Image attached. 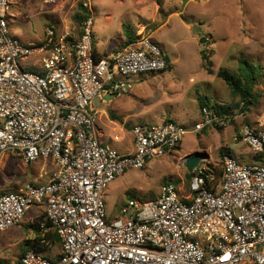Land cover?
I'll return each mask as SVG.
<instances>
[{
  "label": "built area",
  "instance_id": "built-area-1",
  "mask_svg": "<svg viewBox=\"0 0 264 264\" xmlns=\"http://www.w3.org/2000/svg\"><path fill=\"white\" fill-rule=\"evenodd\" d=\"M12 3L0 0V163L42 160L55 170L43 184L29 182L0 195V232L19 226L32 206H43L61 244L55 261L29 250L19 264H264V111L239 133L260 161L224 155L222 178L212 191L214 178L199 163L186 195L163 183L157 199L129 200L111 216L103 192L117 177L164 157L185 135L222 127L242 113L218 115L203 107L189 129L172 121L135 125L134 151L121 154L98 140L94 101L107 88L116 96L130 91L131 77L164 72L160 48L140 37L97 57L90 18L77 32L48 28L42 44L29 46L9 35L5 17ZM38 55L39 72L21 67Z\"/></svg>",
  "mask_w": 264,
  "mask_h": 264
},
{
  "label": "rangeland",
  "instance_id": "rangeland-1",
  "mask_svg": "<svg viewBox=\"0 0 264 264\" xmlns=\"http://www.w3.org/2000/svg\"><path fill=\"white\" fill-rule=\"evenodd\" d=\"M83 3L88 5L92 43L98 51L122 47L128 36L137 38L144 30L147 34L153 33L152 40L170 62L167 72L147 78L146 89L141 92H125L115 96L108 105L95 99L96 110L113 109L121 118L115 127H106L103 119L99 120L106 135L125 140L128 133L121 131L120 123L127 131L134 123L152 126L165 119L189 129L199 120V102L231 107L237 103L225 83L216 77L218 69L238 73L239 62L246 60L256 77L252 85L258 101L246 110L244 120L234 119L221 128L213 126L197 135L187 134L164 157L150 161L143 169L127 170L103 192L108 214L117 216L129 200L145 203L157 199L163 183L179 187L181 195H186L188 167L184 158L187 154L200 152L206 156L199 168L204 162L207 168L222 169L227 152H237L239 157L236 154L233 157L238 162L252 163L249 162L252 154L238 134L244 124L255 126L253 120L264 111V0H191L183 10L177 0H60L53 5L39 0H13L5 17L9 35L36 46L45 41L48 28L57 33L77 32L79 27L72 17ZM173 5L182 10V17L177 19L178 23L172 19L161 29L169 17L165 12L174 11ZM202 39L206 41L203 43ZM41 58L42 55L31 56L20 65L36 73L40 70ZM204 64L212 70L211 74ZM53 169L52 162L37 160L25 166L18 159L4 158L0 163V195L13 193L14 188L31 182L33 173L36 178L45 179V174L49 176ZM42 212L43 206L34 205L19 226L0 232V264L16 263L22 246L35 238L30 226ZM56 254L57 249L47 257Z\"/></svg>",
  "mask_w": 264,
  "mask_h": 264
},
{
  "label": "trees",
  "instance_id": "trees-1",
  "mask_svg": "<svg viewBox=\"0 0 264 264\" xmlns=\"http://www.w3.org/2000/svg\"><path fill=\"white\" fill-rule=\"evenodd\" d=\"M78 9V12L73 15L72 19L74 23L79 27L85 20L89 18V12L87 8L83 7L82 4L78 5ZM127 39L128 40L123 45L124 47L131 44L133 41H135L136 38L130 35ZM202 59L205 60V57L202 56ZM166 62L168 65V59H166ZM239 63L240 69L238 73H231L227 69H219L216 73V76L225 83L230 91L231 96L233 98H237V103L234 104L233 107L239 109L240 112H245L249 107L255 106L258 101V95H255L253 93L252 85V83L256 81V77L253 73V67L246 60H243ZM204 67H206V70L209 71V73H212V70H210L208 66H205L204 64ZM241 104L243 105L242 107H240ZM199 106L200 108H212L218 115H233L234 110V108L231 106H223L217 103L209 104L207 102H199ZM247 125L251 126L250 123H247ZM251 161H260V156L252 154ZM192 172L193 170L188 168V173L185 176V179L188 183L185 187L186 191L188 190ZM205 174L212 175L214 178L208 186V188L212 191V189L216 188L222 178V169L209 166L205 171ZM42 222L45 223L43 229L40 228V223ZM30 228L32 230V233L35 234V238L33 240L27 241L24 246H22L15 264H19L22 256H24L25 253L29 250H34L38 253L43 254L45 253V255L48 256L50 252L52 253L55 249H57V254L49 257L53 261L57 260L61 255L60 239L57 233L52 229L51 225L46 221L45 215L42 214L41 216H39V218L31 224Z\"/></svg>",
  "mask_w": 264,
  "mask_h": 264
},
{
  "label": "crops",
  "instance_id": "crops-1",
  "mask_svg": "<svg viewBox=\"0 0 264 264\" xmlns=\"http://www.w3.org/2000/svg\"><path fill=\"white\" fill-rule=\"evenodd\" d=\"M191 0H177V2H178V4H180V6H181V8H182V10H183V8H185V6L190 2ZM206 0H197V2H205ZM174 4V3H173ZM172 8H175V9H173L174 11H172V12H165L166 14H167V16H169L168 17V19H167V21H166V24L165 25H163L162 27H161V29L163 28V27H165V26H167L169 23H170V21L172 20V19H175L176 21H177V19L179 18V17H182V10L181 11H179L178 10V7H175V5H173L172 6ZM169 13V14H168ZM177 23H178V21H177ZM180 24V23H179ZM181 26H183V25H185V24H183V23H181L180 24ZM186 27V26H185ZM187 29H188V26L186 27ZM151 36H153V33L152 34H147V33H145V31L143 30L141 33H139L138 34V36H137V38L136 39H138V38H140V37H145V38H148L152 43H154L155 45H157L158 46V44L154 41V40H152V38H151ZM196 37H198V35H196ZM212 37H213V35H212ZM195 38V37H194ZM135 39V40H136ZM205 40V39H204ZM206 41V40H205ZM204 41V42H205ZM124 47V46H123ZM123 47H119V48H114L113 50H110V51H98L96 48H94V53H95V55L97 56V57H101V56H104V55H106V54H108V53H110V52H114V51H117V50H120L121 48H123ZM159 47V46H158ZM161 50V49H160ZM161 52H162V54H163V56L165 57V59H168V61H169V58L163 53V51L161 50ZM169 68H170V62L168 63V67H167V69L164 71V72H162V74L163 73H165V72H167V70H169ZM219 70V69H218ZM159 74H161V73H159ZM159 74H148V75H141V76H137V77H131V78H129V82H130V84H131V89H130V91H127V92H135V91H139V92H141L143 89H144V87L146 86V84H144V82H146L147 83V78L148 77H151V78H154L155 76H157V75H159ZM209 74H211V73H209ZM217 77V76H216ZM219 79V78H218ZM157 81V80H156ZM145 89H146V87H145ZM123 95V94H122ZM116 95L113 93V92H111L108 88L105 90V92H103L102 94H101V97L100 98H97V99H100V102L102 103V104H104V105H108V104H111V102L113 101V98L115 97ZM236 112H238V109L236 108V109H234L233 110V115L236 113ZM242 113V115L239 113L238 114V116L236 115V118L235 119H241V121L242 120H244L247 116H246V111L245 112H241ZM97 114H98V118H97V121H96V134H97V138H98V140L100 141V143L101 144H103V145H105V144H107L106 146H110V147H112V148H114L115 150H117L119 153H121V154H130V153H132L133 151H134V149H133V146H134V141H133V136H132V134H131V128L133 127V126H135V125H144L143 123H139V124H131V126H129V128L127 129V131H125V130H123V129H125L126 127H124L123 128V123H120L121 124V131H123V132H127L128 133V139H123V137H119V136H114V135H111V134H105V132H104V130H103V128L100 126V124H99V120L102 118L103 119V121L105 122V124H106V127L107 126H118V120H120L121 118H120V116H118L117 115V113L113 110V109H110L109 111L107 110V111H105V110H97ZM199 114V113H198ZM258 117V116H257ZM258 119V118H257ZM257 119L255 118V120H253L254 122L253 123H255L256 124V121H257ZM168 121H170L169 119H165L164 121H162V122H168ZM161 122V123H162ZM160 123V124H161ZM244 125H246V124H244ZM252 125V124H251ZM243 126V125H242ZM114 129L112 128V131H113ZM238 136H239V134H238ZM122 141V142H121ZM125 142V143H124ZM245 145V144H244ZM129 146H130V148H129ZM190 154H193V153H190ZM190 154H187L186 156H188V155H190ZM227 154H229V155H231V156H233V154H236L238 157H239V155L237 154V152H235V153H232V152H227ZM185 156V157H186ZM249 162H254V161H249ZM55 166V165H54ZM54 170V169H53ZM53 170H51V172H50V174H49V176L48 175H46L45 174V179L44 178H42V176H41V178H40V176H39V178L37 177L36 178V174L34 175V173H33V178H32V180H30L31 182H35V181H39V182H35V183H40V184H43V183H45V182H47L48 181V179H49V177H50V175H51V173H52V171ZM48 176V177H47ZM39 179V180H38ZM29 183V182H28ZM25 184H23L22 186H20L19 188H21V187H23ZM19 188H14L15 189V191L16 190H18ZM42 214H44L43 212H42Z\"/></svg>",
  "mask_w": 264,
  "mask_h": 264
},
{
  "label": "water",
  "instance_id": "water-1",
  "mask_svg": "<svg viewBox=\"0 0 264 264\" xmlns=\"http://www.w3.org/2000/svg\"><path fill=\"white\" fill-rule=\"evenodd\" d=\"M204 39H202L201 42L204 43ZM206 156H204V154L200 153V152H195L193 154H190L188 156H186V159H185V165L193 170L195 169L198 164L202 161L203 158H205Z\"/></svg>",
  "mask_w": 264,
  "mask_h": 264
}]
</instances>
